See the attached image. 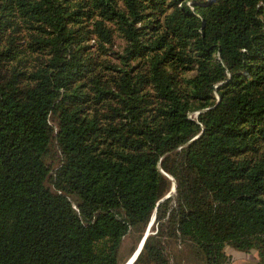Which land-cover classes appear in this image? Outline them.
<instances>
[{
    "label": "trees",
    "instance_id": "16d2710c",
    "mask_svg": "<svg viewBox=\"0 0 264 264\" xmlns=\"http://www.w3.org/2000/svg\"><path fill=\"white\" fill-rule=\"evenodd\" d=\"M154 219L134 264H264V0H0V264Z\"/></svg>",
    "mask_w": 264,
    "mask_h": 264
},
{
    "label": "rangeland",
    "instance_id": "374dc122",
    "mask_svg": "<svg viewBox=\"0 0 264 264\" xmlns=\"http://www.w3.org/2000/svg\"><path fill=\"white\" fill-rule=\"evenodd\" d=\"M8 36V35H7ZM18 39H22L24 41L27 40V36L26 34H20L19 37H15V42L18 43ZM17 40V41H16ZM114 41H115V47L113 48L114 50L116 49V52H120L121 50V47L123 46V42L121 41V39L118 37V35H115L114 36ZM41 55H43L41 53ZM40 55V56H41ZM39 56V55H38ZM32 58V57H31ZM31 58H29V63L31 61ZM192 118H195L196 117V114H193L191 115ZM48 164L51 165V163L48 161ZM172 191H170L169 193H171ZM168 193V194H169ZM166 194V195H168ZM167 197V196H166ZM164 199V198H163ZM162 199V200H163ZM161 200V201H162ZM155 221V219H154ZM152 222V224L150 225V233H155L156 231V223L155 222ZM138 244V239H137V236H134V235H131L127 238H125L122 242H121V245H120V249H119V252H118V259L119 261L122 263V264H126L127 261H129V259L131 258V256L133 255V250L134 248L137 246ZM138 264H143V263H138Z\"/></svg>",
    "mask_w": 264,
    "mask_h": 264
},
{
    "label": "crops",
    "instance_id": "0c3cea01",
    "mask_svg": "<svg viewBox=\"0 0 264 264\" xmlns=\"http://www.w3.org/2000/svg\"><path fill=\"white\" fill-rule=\"evenodd\" d=\"M224 252L226 255V261L223 264H257L258 263V257L255 251L244 253L226 247Z\"/></svg>",
    "mask_w": 264,
    "mask_h": 264
},
{
    "label": "water",
    "instance_id": "95a60500",
    "mask_svg": "<svg viewBox=\"0 0 264 264\" xmlns=\"http://www.w3.org/2000/svg\"><path fill=\"white\" fill-rule=\"evenodd\" d=\"M153 221L154 220H152V222ZM152 222H151V224H152ZM150 225L147 228V231L145 232L143 238L141 239L140 243L138 244V246H137L136 250L134 251L133 255L131 256V259H132L131 264H134L136 262V259H137V257L139 256V254H140V252L142 250V247L144 245V242H145L146 238L148 237V235L150 234V228H151Z\"/></svg>",
    "mask_w": 264,
    "mask_h": 264
},
{
    "label": "bare ground",
    "instance_id": "6f19581e",
    "mask_svg": "<svg viewBox=\"0 0 264 264\" xmlns=\"http://www.w3.org/2000/svg\"><path fill=\"white\" fill-rule=\"evenodd\" d=\"M131 262H132V259L130 258L126 264H131Z\"/></svg>",
    "mask_w": 264,
    "mask_h": 264
}]
</instances>
